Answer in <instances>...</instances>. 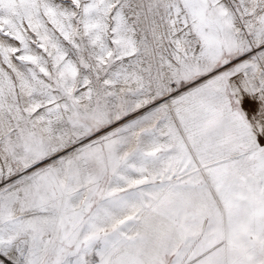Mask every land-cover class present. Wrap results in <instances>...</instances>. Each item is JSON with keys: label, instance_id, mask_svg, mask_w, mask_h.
<instances>
[{"label": "snow or ice", "instance_id": "obj_1", "mask_svg": "<svg viewBox=\"0 0 264 264\" xmlns=\"http://www.w3.org/2000/svg\"><path fill=\"white\" fill-rule=\"evenodd\" d=\"M0 264H264V0H0Z\"/></svg>", "mask_w": 264, "mask_h": 264}]
</instances>
